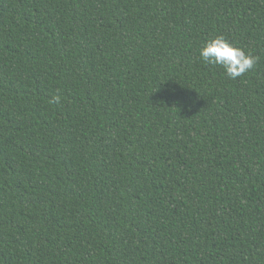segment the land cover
Instances as JSON below:
<instances>
[{
	"label": "trees",
	"instance_id": "16d2710c",
	"mask_svg": "<svg viewBox=\"0 0 264 264\" xmlns=\"http://www.w3.org/2000/svg\"><path fill=\"white\" fill-rule=\"evenodd\" d=\"M0 264H264V0H0Z\"/></svg>",
	"mask_w": 264,
	"mask_h": 264
},
{
	"label": "clouds",
	"instance_id": "9594fccd",
	"mask_svg": "<svg viewBox=\"0 0 264 264\" xmlns=\"http://www.w3.org/2000/svg\"><path fill=\"white\" fill-rule=\"evenodd\" d=\"M199 56L202 62L221 67L224 74L233 80L252 70L258 59L223 35H217L206 41L199 49ZM60 99L59 95H55L52 102L60 103Z\"/></svg>",
	"mask_w": 264,
	"mask_h": 264
}]
</instances>
